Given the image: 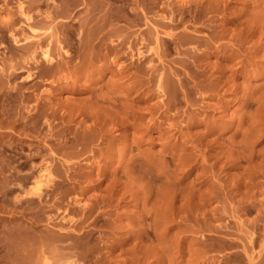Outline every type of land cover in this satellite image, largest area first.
Here are the masks:
<instances>
[{
    "label": "rangeland",
    "instance_id": "obj_1",
    "mask_svg": "<svg viewBox=\"0 0 264 264\" xmlns=\"http://www.w3.org/2000/svg\"><path fill=\"white\" fill-rule=\"evenodd\" d=\"M45 262L264 264V0H0V264Z\"/></svg>",
    "mask_w": 264,
    "mask_h": 264
},
{
    "label": "bare ground",
    "instance_id": "obj_2",
    "mask_svg": "<svg viewBox=\"0 0 264 264\" xmlns=\"http://www.w3.org/2000/svg\"><path fill=\"white\" fill-rule=\"evenodd\" d=\"M87 39H88V41H87L86 44H88V47L91 48V49H93V48L95 47L96 44L98 45V44H100V43L103 42V40H102V36L98 35V33H97V34L95 33V34L91 35V36L88 37ZM94 40H95V42H94ZM37 42H38V41H37ZM42 43H43V40H42V41L39 40V42H38L37 45L40 46ZM37 45H36V46H37ZM38 46H37V47H38ZM32 55H33V53H32ZM44 55L47 57V56H48V52H45ZM30 57H31V56H30ZM48 57H49V56H48ZM31 58H32V57H31ZM24 59H25V58H24ZM24 59H22V60H24ZM25 60H27V59H25ZM27 61H28V60H27ZM16 62H17V61H16ZM16 62H15V64H17ZM24 62L27 63L26 61H24ZM28 62H29V61H28ZM18 63H19V62H18ZM21 63H22V62H21ZM18 65H19V64H18ZM12 66H13V65H12ZM120 67H121V66H120ZM121 70H122V68H121ZM141 71H142V75H143L144 78H145V75H146L147 72H148L147 67L143 66L142 69H141ZM119 72H120V71L118 70L117 73H119ZM121 72H122V71H121ZM115 73H116V72H115ZM116 75H117V74H116ZM28 76H30V75H28ZM28 76H27V77H28ZM122 77H123V76H122ZM51 81H52V80H51ZM117 81H118V80H117ZM144 82H145V81H144ZM133 83H134V82H133ZM115 84H116V83H115ZM118 84H120V83H118ZM118 84H117V85H118ZM145 84H147V82H145ZM117 85H116V86H117ZM126 85H127V84H126ZM132 85H133V84H132ZM161 85H162V81L159 82L158 86L161 88ZM118 86H119V85H118ZM132 87H133V86H131V85L129 86V85H128V86H127L128 91H129V89L131 90ZM162 87H163V85H162ZM161 90H162V89H161ZM112 93H113V92H112ZM114 93H115V92H114ZM114 93L112 94V96H108V98H109L110 100H112V101H115L116 99H118V96H116ZM146 109H147V108H146ZM137 116H138V115H137ZM141 117H142V115H141ZM141 117H140V118H141ZM41 175H42V173H40V174L38 175V177H40ZM39 180H40V179H38L37 182H38ZM37 184H39V182H38ZM35 188H36V187H35ZM38 188H39V187H38ZM160 209H161V208H160ZM162 209H163V208H162ZM45 264H47V263L45 262Z\"/></svg>",
    "mask_w": 264,
    "mask_h": 264
}]
</instances>
